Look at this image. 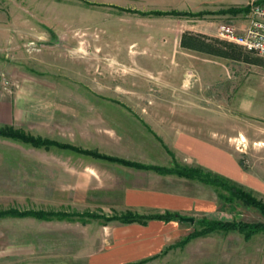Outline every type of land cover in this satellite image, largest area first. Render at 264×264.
I'll return each mask as SVG.
<instances>
[{
	"label": "rangeland",
	"instance_id": "1",
	"mask_svg": "<svg viewBox=\"0 0 264 264\" xmlns=\"http://www.w3.org/2000/svg\"><path fill=\"white\" fill-rule=\"evenodd\" d=\"M251 1L229 0L227 6ZM198 2L0 0V22L7 26L0 29V102L14 105L12 125L169 165L172 158L155 133L177 162L227 177L264 201V118L238 108L245 87L264 91V57L240 46L242 60H232L179 44L185 31L218 37L221 22L239 29L245 15L136 12L193 11ZM245 57H261L263 64ZM10 206L106 215L174 211L194 220L142 227L2 218L0 264H124L160 254L202 217L264 221L253 207L223 203L211 187L0 138V209ZM143 264H264V232L248 241L236 231L211 233Z\"/></svg>",
	"mask_w": 264,
	"mask_h": 264
},
{
	"label": "trees",
	"instance_id": "2",
	"mask_svg": "<svg viewBox=\"0 0 264 264\" xmlns=\"http://www.w3.org/2000/svg\"><path fill=\"white\" fill-rule=\"evenodd\" d=\"M264 3V0H258ZM248 11V5L245 6H231L225 9H218L215 11L201 10V11H185V10H158L152 9L147 11H136L142 16H191L194 18H202L205 15L214 14H231V15H245ZM135 12V11H134ZM179 44L182 48L205 53L217 57L242 60L240 55L241 45L234 42L221 39L218 37L207 36L197 32L185 31L181 34ZM251 51V50H249ZM254 52V51H252ZM246 62L256 64H263L261 57H251L243 59ZM116 102V101H114ZM144 124V123H143ZM149 129V127L144 124ZM150 130V129H149ZM153 135L165 148L167 154L172 158V163L169 165L150 164L130 158L108 154L101 152L97 149L84 148L70 142H62L40 135H33L22 128L15 127L9 124H0V138L18 142L22 145L32 147L35 149H58L73 154L92 158L106 163L120 165L128 168L152 171L162 176H174L182 178L190 182L200 183L204 186L211 187L217 192L218 198L225 204L241 202L243 205L257 209L264 218V201L254 196L250 191L245 189L239 183L224 177L218 173L205 170L202 167L190 166L181 164L174 159L173 152L167 148L161 138L155 133ZM184 216L178 212L164 211L162 213H147L141 214L135 211L127 210L122 213H115L106 215L98 212L91 211H67L57 209H43V208H18L10 206L8 208L0 209V219L2 218H33L40 221L51 220H66V221H79L82 224L89 223L93 220H99L103 223L116 221L120 224L139 223L146 224L149 220H162L164 222L178 221L184 222ZM196 228L179 241L167 246L160 254L151 256L135 262H128L125 264H143L154 258L164 254L168 249L183 247L192 239L197 237L207 236L211 233L221 232L227 233L236 231L240 233L245 241L250 240L254 235L264 232V221L260 222H243L234 220H222L202 217L194 221ZM199 227V228H198Z\"/></svg>",
	"mask_w": 264,
	"mask_h": 264
},
{
	"label": "crops",
	"instance_id": "3",
	"mask_svg": "<svg viewBox=\"0 0 264 264\" xmlns=\"http://www.w3.org/2000/svg\"><path fill=\"white\" fill-rule=\"evenodd\" d=\"M228 2H229V0H201V2H198V4L194 7H192L191 10H193V11H201V10L215 11L218 9H225V8H228V6H227ZM206 16H210V17H214V18H216V17H228V18L235 17L234 15H231V14H214V15H205L203 17H206ZM201 21H203V19H201ZM208 21H209V23H217V21H215V20H208ZM244 25L245 24H243V26ZM243 26L239 27V29H241ZM5 27L7 28V26L4 24V20H3L2 22H0V29H4ZM198 53H200V52H198ZM238 108L240 109V111L243 114L254 116V117H259V118L263 119L264 118V91H262L260 94L259 86L258 87L257 86L245 87L244 90H242L241 98L238 100ZM15 117H16V112L14 109V105L12 106V103H10V102L9 103L8 102H0V122H2L4 124L12 125L14 123L13 121L15 120ZM143 123L146 124L150 129V126L146 122L143 121L142 124ZM151 164H154V163H151ZM126 168H128V167H126ZM129 169H133V168H129ZM133 170L140 171V172H149V173H152V174L157 175L159 177H163V178L165 177V176L156 174L155 172H152V171H145V170H138V169H133ZM190 183H196V182H190ZM197 185H199L200 187H207V186H204L200 183H197ZM160 213H162V212H160ZM145 214H147V213H145ZM150 222L169 223V222H173V221L164 222L162 220H149L146 224L130 223V224H121V225H133V224H135V225L145 227ZM152 256H154V255H152ZM149 257H151V256L141 258L139 260L146 259ZM139 260H135V261H139ZM135 261H130V262H135ZM126 263H128V262H126Z\"/></svg>",
	"mask_w": 264,
	"mask_h": 264
},
{
	"label": "built area",
	"instance_id": "4",
	"mask_svg": "<svg viewBox=\"0 0 264 264\" xmlns=\"http://www.w3.org/2000/svg\"><path fill=\"white\" fill-rule=\"evenodd\" d=\"M216 34L264 57V3L258 0L249 3L241 29L221 22L216 26Z\"/></svg>",
	"mask_w": 264,
	"mask_h": 264
},
{
	"label": "water",
	"instance_id": "5",
	"mask_svg": "<svg viewBox=\"0 0 264 264\" xmlns=\"http://www.w3.org/2000/svg\"><path fill=\"white\" fill-rule=\"evenodd\" d=\"M183 219H184V220H187V221H190V222L194 220L193 217H183Z\"/></svg>",
	"mask_w": 264,
	"mask_h": 264
},
{
	"label": "bare ground",
	"instance_id": "6",
	"mask_svg": "<svg viewBox=\"0 0 264 264\" xmlns=\"http://www.w3.org/2000/svg\"><path fill=\"white\" fill-rule=\"evenodd\" d=\"M262 145H264V142L263 143H261Z\"/></svg>",
	"mask_w": 264,
	"mask_h": 264
}]
</instances>
